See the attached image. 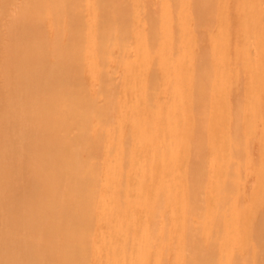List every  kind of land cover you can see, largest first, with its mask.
I'll return each instance as SVG.
<instances>
[{
    "label": "bare ground",
    "instance_id": "6f19581e",
    "mask_svg": "<svg viewBox=\"0 0 264 264\" xmlns=\"http://www.w3.org/2000/svg\"><path fill=\"white\" fill-rule=\"evenodd\" d=\"M0 264H264V0H0Z\"/></svg>",
    "mask_w": 264,
    "mask_h": 264
},
{
    "label": "rangeland",
    "instance_id": "374dc122",
    "mask_svg": "<svg viewBox=\"0 0 264 264\" xmlns=\"http://www.w3.org/2000/svg\"><path fill=\"white\" fill-rule=\"evenodd\" d=\"M203 45L205 46L206 44H205V43H203ZM204 46H203V48H204Z\"/></svg>",
    "mask_w": 264,
    "mask_h": 264
}]
</instances>
